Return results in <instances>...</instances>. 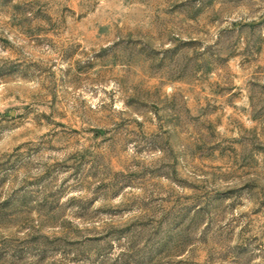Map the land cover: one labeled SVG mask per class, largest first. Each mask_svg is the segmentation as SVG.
I'll return each instance as SVG.
<instances>
[{"label":"rangeland","instance_id":"1","mask_svg":"<svg viewBox=\"0 0 264 264\" xmlns=\"http://www.w3.org/2000/svg\"><path fill=\"white\" fill-rule=\"evenodd\" d=\"M0 264H264V0H0Z\"/></svg>","mask_w":264,"mask_h":264}]
</instances>
